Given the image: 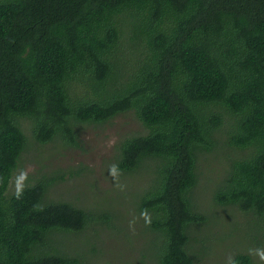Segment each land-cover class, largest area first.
<instances>
[{"label":"trees","instance_id":"16d2710c","mask_svg":"<svg viewBox=\"0 0 264 264\" xmlns=\"http://www.w3.org/2000/svg\"><path fill=\"white\" fill-rule=\"evenodd\" d=\"M127 112L144 129L113 154L134 182L119 195L129 211L114 198L61 199L60 171L36 176L19 199L6 194L29 147L24 120L39 145L76 147L79 125ZM217 151L212 202L262 248L264 0H0V264H86L75 241L124 216L154 241L138 264L210 263L194 233L209 220L195 189L199 162ZM143 210L150 225L136 220ZM252 256L225 264H258Z\"/></svg>","mask_w":264,"mask_h":264},{"label":"rangeland","instance_id":"374dc122","mask_svg":"<svg viewBox=\"0 0 264 264\" xmlns=\"http://www.w3.org/2000/svg\"><path fill=\"white\" fill-rule=\"evenodd\" d=\"M122 31L120 51L125 59H129L132 48L128 41V29L123 28ZM77 131L78 146L76 147L66 146L58 141L39 145L33 138L30 122L24 120L23 132L29 141V147L12 174L6 194L15 191V180L21 171L27 173L28 180H25L24 184L31 183V180L41 173L60 171L64 180L57 184L55 193L61 199L76 203L78 199L83 198L86 200L85 203L89 201L102 205L112 203L111 199L114 198L116 204H113L119 211L125 212L126 209L129 211L130 197L125 201L119 195H131L130 190L134 189L132 185L134 182L129 181L128 176H121L119 173L117 177H112L108 168L113 164L117 143L129 135L143 133L142 125L132 112H127L102 125H79ZM222 162L220 152L217 151L209 154L198 165L199 180L195 189V198L209 220L194 233L202 239L207 238L210 263L206 262V264H225L236 252L253 255L256 263L264 264V260H261L259 255V252L264 251V246L260 248L257 244L248 242L245 238V230H241L239 225L240 229L232 230L234 227L230 216L232 212L227 209L224 212L212 202L213 181L221 169ZM130 215L136 217L134 212H130ZM130 215L128 213V217ZM136 220L141 221V217L137 216ZM119 225L124 228L117 231L120 229ZM102 230L99 236L94 231L95 233L87 238L85 244L81 242L83 240L75 241L77 250L85 249L88 252L84 256L86 264H138L143 251L146 253L148 247L150 250L154 243L142 227L130 222L126 216L120 218L118 222L113 220ZM90 244L94 247L92 254H89ZM145 264H148V261Z\"/></svg>","mask_w":264,"mask_h":264},{"label":"clouds","instance_id":"9594fccd","mask_svg":"<svg viewBox=\"0 0 264 264\" xmlns=\"http://www.w3.org/2000/svg\"><path fill=\"white\" fill-rule=\"evenodd\" d=\"M109 171V175H111L112 177H117L118 172H119V167L116 164H112L109 165L108 168ZM27 180V173L24 171H21L20 175L16 177L15 180V192L14 195L16 196L17 199H19L24 192V181ZM141 218H143L145 220L146 225H150L151 223V217L149 215V213L147 212V210H143L141 212ZM260 255V259L264 260V251L259 252ZM231 264H235V262H231Z\"/></svg>","mask_w":264,"mask_h":264}]
</instances>
